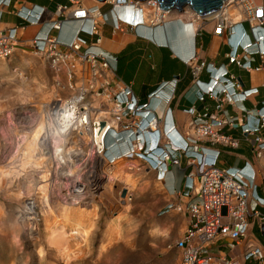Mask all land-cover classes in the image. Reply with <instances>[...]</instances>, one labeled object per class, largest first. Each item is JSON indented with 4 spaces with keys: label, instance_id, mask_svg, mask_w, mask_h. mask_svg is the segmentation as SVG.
Returning a JSON list of instances; mask_svg holds the SVG:
<instances>
[{
    "label": "built area",
    "instance_id": "obj_1",
    "mask_svg": "<svg viewBox=\"0 0 264 264\" xmlns=\"http://www.w3.org/2000/svg\"><path fill=\"white\" fill-rule=\"evenodd\" d=\"M10 2L0 0V7L9 6ZM120 9L128 10L127 17L117 16ZM46 12L45 8L36 5L18 12L25 24H47L49 27L33 38L29 49L46 65L51 76L50 101L40 103L39 109L35 107L36 110L25 117L27 124L36 119L44 123L40 146L53 154L60 143L73 139L76 145L72 147L79 155L78 162L84 164V168L88 167L87 176H97L101 180L108 178L109 181L108 165L121 158L139 159L157 172L163 170L161 179L166 173L167 160L178 164L176 157L179 154L186 156L194 166L184 186L189 203L183 209L169 205L162 213L177 210L190 217L185 235L174 245L181 255L180 264H241L216 254L214 246L227 239L228 249L234 250L239 242L247 239L252 228H256L264 240V100L255 101L259 97L258 90L242 89L226 66H208L209 83L196 79L195 85L202 103L207 99L217 103L215 111L191 109L188 111L192 116L189 131L178 136L172 126L166 138L161 129L162 117L153 112L150 104L140 105L129 86L114 85L116 71L110 63L112 58L94 49L102 43L101 28L112 16L115 18L113 30L121 31L124 27L134 29L145 24L156 27L171 11H163L155 0H105L91 6L85 0H64L57 8V17L50 16L46 20ZM216 12L202 17L188 8L179 14L190 23L194 38L210 25L214 35H225L230 46L227 54L230 65L248 72L262 71V65L252 67V57L259 55L263 63V5L257 0H226ZM243 22L248 24L249 32L238 30V25ZM68 24L77 26L73 39L64 42L55 34L61 33ZM19 31L18 27L0 31V62L9 61L15 55ZM195 59L194 55L185 63L192 64ZM12 73L18 79L25 76L19 67H14ZM166 86L168 84L163 83L149 100L163 101L162 92ZM171 100L169 97L167 101ZM228 107L234 110L233 115ZM81 120L89 123L82 125ZM101 123L106 125V130L99 144L97 127ZM225 127L240 131L248 143L252 159L246 160L242 167H219L220 152L215 146L240 147L239 139L222 133ZM111 146L127 149L108 159ZM100 184L94 185L90 194L101 195ZM131 202L132 194L120 196L119 204ZM242 259L245 264H264V242L260 246L250 245Z\"/></svg>",
    "mask_w": 264,
    "mask_h": 264
},
{
    "label": "crops",
    "instance_id": "obj_2",
    "mask_svg": "<svg viewBox=\"0 0 264 264\" xmlns=\"http://www.w3.org/2000/svg\"><path fill=\"white\" fill-rule=\"evenodd\" d=\"M257 1L264 7V0ZM63 4L64 0H11L9 6L0 7V31L20 28L16 53L27 54L25 50L30 53L33 38L47 31L49 27L47 24L39 26L25 24L18 17V12L26 11L36 5L46 9L44 17L47 20L50 16L57 17V8ZM88 4L91 6L93 3L88 2ZM127 14L126 9L117 11V16L123 17ZM114 22L115 18L112 16L102 26L100 31L102 43L94 51L112 58L110 63L116 71L113 78L114 85L129 86L140 105L150 104L153 112L162 117L161 129L167 133L172 126L178 136L188 132L189 123L192 120L188 111L191 109L203 112L209 108L212 113L215 111L217 103L209 99L202 103L199 100V90L195 85L196 79L209 83L208 66L217 68L226 66L242 89L258 90L259 97L255 100L256 102L264 100V60L262 63L259 55L252 57V67L258 68L262 65V71L248 72L237 65H230L227 58L230 46L227 44L226 36L214 35L211 25L194 38L188 20L174 11H171L166 20L156 27L149 25L138 29L124 27L121 31H114ZM72 25H66L61 33L55 34L56 37L61 41L70 42L76 28ZM238 30L249 32L248 24L245 22L239 24ZM87 41L91 43V40L87 39ZM194 55L196 59L192 64L185 63ZM203 64L205 66H202ZM44 66L47 69L46 65ZM198 68L200 69L197 70ZM163 83L168 84L163 88V101H150L149 96ZM44 85H50V81ZM48 90L51 96V85ZM169 97H172L170 102L167 101ZM247 105L250 106L249 103ZM227 109L231 115L235 113L231 107ZM222 133L239 139L240 147L234 149L221 145L215 146V150L220 152V168L242 167L246 160L252 159L248 151V143L240 131H231L225 127ZM109 143L112 144L113 140L110 139ZM126 149L125 146L120 148L111 146L107 157L111 159L113 156L124 153ZM176 158L178 164L171 161L166 163V173L161 179L159 176L162 175L163 170L157 172L147 162L139 159L121 158L108 165V171L113 176L116 175L115 180L119 184V192L116 196L112 192V195H109V206H112L117 198L120 199L121 193H123L122 196L126 193L132 194L134 203L126 212L129 216L136 215L147 219V223L151 225V235L155 239L154 244L165 250L174 249V245L183 238L190 223V217L184 211L170 210L162 214L169 205L183 209L189 203L184 186L194 166L184 155L179 154ZM114 214L118 215V211ZM256 232H258L256 228H252L247 239L239 242L234 250L228 249L227 239L219 241L214 246V252L224 255L229 260L245 264L242 258L246 249L250 245L260 246L264 242V240L260 242L259 239H255Z\"/></svg>",
    "mask_w": 264,
    "mask_h": 264
},
{
    "label": "rangeland",
    "instance_id": "obj_3",
    "mask_svg": "<svg viewBox=\"0 0 264 264\" xmlns=\"http://www.w3.org/2000/svg\"><path fill=\"white\" fill-rule=\"evenodd\" d=\"M88 2L94 3L85 0L90 5ZM14 67L24 72V78L14 76ZM50 77L49 70L30 53H15L11 60L0 62V264H180L178 250L160 249L154 244L147 219L128 215L126 211L134 202L121 205L117 198L109 206L111 192L115 196L119 192L116 176L110 171L106 174L112 180L102 179L101 195L92 193L79 206H68L70 202L57 196V164L52 162V153H41L43 147L31 145L44 123L39 119L28 124L25 121L30 111L50 101V85H44L51 83ZM87 171L84 164H76L77 179L87 178ZM42 177L47 183H41ZM108 184L110 190L104 188ZM45 185L48 191L43 197L38 190ZM27 201L35 203L34 223L22 218L29 208ZM65 208L76 216L81 214L84 228L79 231H86V235L75 236L67 228L64 231ZM254 236L263 241L258 232Z\"/></svg>",
    "mask_w": 264,
    "mask_h": 264
},
{
    "label": "bare ground",
    "instance_id": "obj_4",
    "mask_svg": "<svg viewBox=\"0 0 264 264\" xmlns=\"http://www.w3.org/2000/svg\"><path fill=\"white\" fill-rule=\"evenodd\" d=\"M93 2L94 3L92 5L96 4L97 1L93 0ZM222 5H220L215 11H213V13L216 12L217 10H219ZM186 9H188V8H186ZM216 13H214V14H216ZM212 16H210L209 19H211ZM41 104H45V103L43 102ZM81 122H82V125L85 123L86 124L89 123L87 120L85 122H83V120H81ZM42 129H43V126H40V128L35 132V135H34L33 140H32L33 143H31V145L34 144L35 146H37V145L40 146V143H37V141L41 137ZM65 141L55 148V150L53 151V154L51 156V158L53 159L52 162L55 164L57 162V171H56L55 179H54L55 183H56L57 196L61 195L66 199L67 202H70L69 204H67L68 206H79L86 199L91 198L89 196L90 189H92V187L94 185H99L102 180L100 178H98L97 176L88 175L87 178H85L84 180L76 181V179H77L76 178V164H78V161H80V159L78 160V157H79L78 153H76V151H74V148L72 147L76 144L73 142L74 140L71 138H69L68 140H65ZM40 147H42V146H40ZM40 151H41V153H45V151L48 152V149L43 147L40 149ZM40 157H41V162L44 163V159L42 158V156H40ZM45 179H46V177H42L40 179V180H42L41 183H47V181ZM36 184L38 186L40 185L39 182ZM40 188L41 189L38 190L39 194L43 197H46V194L48 191L47 185L40 186ZM104 188L110 190L111 185L108 184ZM87 193H88V196H87ZM46 205L48 206V204H46ZM27 206L29 208H28V210H26L24 212L22 218H23V220L34 223L37 220V216L34 212L35 203L27 201ZM69 209L70 208H65L63 210L62 218H63L64 225H61V227L64 229V231L65 230L67 231V229H70L71 232H73L75 234V236H80L81 233L79 231V228H82V229H80L82 231L84 228L83 226H81V224H82V220H81V216H80L81 214L79 216L78 215L76 216V212L74 213V211L72 212ZM58 221H60V220H58ZM53 227H55V225ZM31 231H33V230L31 229ZM62 233L63 232H60L59 235ZM32 234H33V232H32ZM84 234L86 235V231H84ZM84 234H81V235H84ZM57 241H59V238L57 239Z\"/></svg>",
    "mask_w": 264,
    "mask_h": 264
},
{
    "label": "water",
    "instance_id": "obj_5",
    "mask_svg": "<svg viewBox=\"0 0 264 264\" xmlns=\"http://www.w3.org/2000/svg\"><path fill=\"white\" fill-rule=\"evenodd\" d=\"M98 3H103L105 0H95ZM147 1V0H139ZM163 11H178L182 13L186 8H190L194 13L204 17L210 15L215 11L220 5L226 0H155ZM98 142L100 144V139L104 135L106 130L105 124L98 125ZM166 163H170L167 160ZM125 195V194H124Z\"/></svg>",
    "mask_w": 264,
    "mask_h": 264
},
{
    "label": "clouds",
    "instance_id": "obj_6",
    "mask_svg": "<svg viewBox=\"0 0 264 264\" xmlns=\"http://www.w3.org/2000/svg\"><path fill=\"white\" fill-rule=\"evenodd\" d=\"M120 10H122V9H120ZM119 11V10H118ZM128 15V14H127ZM127 15H125L126 17H127ZM147 24H145V25H142V26H140V27H145ZM158 26V25H157ZM140 27H138V28H140ZM138 28H135V29H138ZM231 44H233V41H232V39H231ZM163 133H164V135H165V137L167 138V132L165 131V130H163Z\"/></svg>",
    "mask_w": 264,
    "mask_h": 264
},
{
    "label": "trees",
    "instance_id": "obj_7",
    "mask_svg": "<svg viewBox=\"0 0 264 264\" xmlns=\"http://www.w3.org/2000/svg\"><path fill=\"white\" fill-rule=\"evenodd\" d=\"M72 26H73V28H74L75 26H77V24H73Z\"/></svg>",
    "mask_w": 264,
    "mask_h": 264
},
{
    "label": "snow or ice",
    "instance_id": "obj_8",
    "mask_svg": "<svg viewBox=\"0 0 264 264\" xmlns=\"http://www.w3.org/2000/svg\"><path fill=\"white\" fill-rule=\"evenodd\" d=\"M80 15H83V13H80Z\"/></svg>",
    "mask_w": 264,
    "mask_h": 264
}]
</instances>
